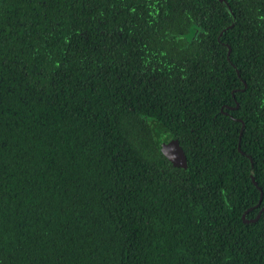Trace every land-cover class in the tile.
<instances>
[{"label":"trees","instance_id":"trees-1","mask_svg":"<svg viewBox=\"0 0 264 264\" xmlns=\"http://www.w3.org/2000/svg\"><path fill=\"white\" fill-rule=\"evenodd\" d=\"M262 209L264 0H0V264H264Z\"/></svg>","mask_w":264,"mask_h":264},{"label":"water","instance_id":"water-1","mask_svg":"<svg viewBox=\"0 0 264 264\" xmlns=\"http://www.w3.org/2000/svg\"><path fill=\"white\" fill-rule=\"evenodd\" d=\"M241 136H242V132H241ZM155 137H156L157 145L159 146L162 154L166 158H168V160H170L173 164L176 165L183 164L184 157H183L182 149L172 135L166 133L163 129H158L155 131ZM239 151H241L240 145H239ZM261 200H262V195H261ZM262 211H264V209H262ZM262 211L258 214L257 218L252 221L246 220L244 216V222L245 223L257 222L261 217Z\"/></svg>","mask_w":264,"mask_h":264}]
</instances>
